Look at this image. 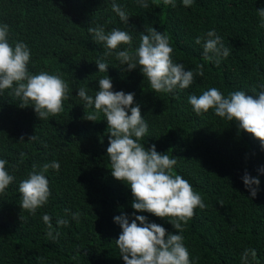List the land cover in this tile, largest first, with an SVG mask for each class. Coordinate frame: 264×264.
I'll use <instances>...</instances> for the list:
<instances>
[{"label": "trees", "instance_id": "obj_1", "mask_svg": "<svg viewBox=\"0 0 264 264\" xmlns=\"http://www.w3.org/2000/svg\"><path fill=\"white\" fill-rule=\"evenodd\" d=\"M0 264H264V0H0Z\"/></svg>", "mask_w": 264, "mask_h": 264}]
</instances>
